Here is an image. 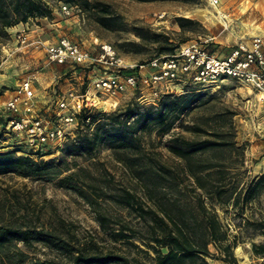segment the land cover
Masks as SVG:
<instances>
[{
    "label": "rangeland",
    "instance_id": "1",
    "mask_svg": "<svg viewBox=\"0 0 264 264\" xmlns=\"http://www.w3.org/2000/svg\"><path fill=\"white\" fill-rule=\"evenodd\" d=\"M44 1L50 11L46 17L29 18L7 28L5 35H0V151H13L16 156H29L37 162L47 163L51 172H59L60 177L83 169L81 181L93 205L74 191L59 187L56 179L47 181L0 175V225L55 230L73 243H95L100 249L125 255L133 264L148 262L153 257L152 248L162 251L166 248H160L149 240L146 225L136 211L122 207L115 200L117 194L126 189L135 193L136 200L144 208L151 205L142 185L130 177L127 168L130 163L126 164V161L134 158L144 169L165 166L167 172H176L182 167V162L170 148L189 141L198 150L210 142L224 141L229 145L219 148L209 145L211 149L196 154L240 172V184L249 182L264 173V106L256 92L232 79L207 87L186 80L173 88L174 94H182L186 98L179 105L183 106L181 111L174 115L171 131L165 134L159 133V125L155 123L148 126L136 123L138 116L155 112L159 104L158 100L147 97L146 89L130 90L116 100L106 101L109 106L106 110L97 106L105 98L96 96L94 111L99 115L96 122L88 127H71L65 139L44 146L42 151L32 149L24 136L6 129L4 103L21 80L34 79L38 113L45 114L54 110L56 101L65 92L73 89L81 93L101 74L102 70L97 67L48 63L39 41L53 44L60 37H66L88 51L106 43L115 49L125 64L139 66L172 53L184 43L209 40L208 49L225 53L246 40L234 33L237 30L235 26L224 29L221 22L203 21L194 16L196 10L211 8L209 0ZM62 4L70 6L69 15L61 13ZM215 5H220L219 0ZM226 17L224 15L223 21ZM181 18L192 20V23H181ZM22 30L27 36L25 44L18 42L17 36ZM141 71L150 70L144 67ZM142 95L146 98L142 99ZM133 102L140 103V108L129 116L121 115ZM125 121L134 124L133 134L137 139L132 148L127 144L113 149L106 137L93 141L96 134L109 130V135L116 137L117 145L124 144V139L119 138L123 131L117 129L122 128L119 122ZM97 125H102L99 131ZM191 184L184 178L179 188L166 189L158 198L164 203L176 201L182 208L189 206L197 213V196ZM260 199L264 201V194ZM96 212L109 219L110 229L115 232L125 225L123 232L131 237L115 241L109 231L104 232L99 226ZM217 213L223 223L230 221V215L223 209L217 207ZM259 240L254 238L253 241ZM9 247L27 254L29 261L67 264L60 252L42 243L24 245L12 242ZM209 250L213 254L212 258H207L209 264H264V258L252 255L247 239L233 246L234 261L230 263L219 260L221 255L213 246H209Z\"/></svg>",
    "mask_w": 264,
    "mask_h": 264
},
{
    "label": "trees",
    "instance_id": "2",
    "mask_svg": "<svg viewBox=\"0 0 264 264\" xmlns=\"http://www.w3.org/2000/svg\"><path fill=\"white\" fill-rule=\"evenodd\" d=\"M49 12L44 0H0V35H5L7 28L19 22H26L29 18L46 17ZM179 21L192 23V20L185 18ZM170 97L173 99L170 100ZM185 98L182 94L163 95L158 100L156 111L138 116L136 123H142L144 126L155 123L159 125V133H168L172 128L174 115L181 111L183 106L179 105ZM139 108L140 103L133 102L121 115L129 116ZM98 116L94 110H84L80 114L81 119L85 120L87 117L90 119L89 123L84 124L85 127L96 122ZM119 124L122 128H118L117 131L122 129L123 135L119 138L124 139V144L117 145L116 137L110 136L109 130H104L103 134H96L93 141L106 137V141L109 139L113 149L125 147L123 145L127 144L132 148L137 139L133 134L134 124H127V121ZM101 126L97 125V131ZM209 145L219 148L229 144L222 141L210 142ZM209 145L195 150L189 141H186L183 145L170 148L173 155L182 162V167L176 171L177 173L167 172L165 166H161L160 169H144L134 158L126 161V164L130 163L127 166L130 177L142 185L151 205L144 208L136 200L135 193L126 189L120 191L115 200L122 207L136 211L146 225L149 240L158 244L160 248H166V251L152 248L153 257L148 262L135 264H209L207 258L213 257L209 246H213L221 255L219 260L230 263L234 261L233 246L246 239L250 241L252 255L264 258V201L260 199V195L264 194V173L240 184V172L196 154L211 149ZM50 169L51 166L47 163L37 162L29 156H16L13 151H0V175H16L47 181L56 179L59 187L74 191L93 205L81 181L83 169L62 177L59 172H51ZM184 178L192 183L195 190L197 213L189 206L182 208L176 201L164 203L158 198L166 189L179 188ZM217 207L230 215V221L224 223L221 221ZM146 216L149 219H146ZM95 218L101 229L104 232L109 231V235L115 241L131 237L123 232L125 225L120 226L115 232L110 229L109 219L104 214L96 212ZM254 238L260 240L254 242ZM12 242H21L24 245H30L32 242L42 243L60 252L67 264H133L129 257L113 250L100 249L95 243L80 244L78 241L73 243L55 230L14 224L0 225V264H53L38 260L29 261L27 254L21 250H11L9 245ZM16 256L17 260L14 259Z\"/></svg>",
    "mask_w": 264,
    "mask_h": 264
},
{
    "label": "built area",
    "instance_id": "3",
    "mask_svg": "<svg viewBox=\"0 0 264 264\" xmlns=\"http://www.w3.org/2000/svg\"><path fill=\"white\" fill-rule=\"evenodd\" d=\"M212 3L217 4L218 0H212ZM60 11L63 15H69L71 8L68 4H62ZM17 37L18 42L26 43L24 30ZM208 41L184 43L172 53L139 66L125 64L110 44L101 43L88 51L66 37H60L53 44L39 41L48 63L97 67L102 70L101 74L83 92L78 93L73 89L65 92L56 101L54 110L45 114L38 113L34 79L21 80L4 103L6 129L24 136L32 149L42 151L44 146L65 139L71 127L89 123V117L83 120L80 114L84 110L96 109V96L104 97L103 102H106L116 100L130 90L142 88L148 91L147 97L159 100L163 95L174 94L173 88L186 80L207 87L232 79L254 90L264 106L262 38L253 36L249 42L240 41L225 53L208 49ZM144 67H149L150 71L142 72ZM141 98L145 99L146 96L142 95ZM262 113L264 116V107Z\"/></svg>",
    "mask_w": 264,
    "mask_h": 264
},
{
    "label": "crops",
    "instance_id": "4",
    "mask_svg": "<svg viewBox=\"0 0 264 264\" xmlns=\"http://www.w3.org/2000/svg\"><path fill=\"white\" fill-rule=\"evenodd\" d=\"M219 4L227 15L226 25L237 28L235 34L243 36L246 41L250 37L260 36L264 45V0H219ZM252 30L253 34L249 33Z\"/></svg>",
    "mask_w": 264,
    "mask_h": 264
},
{
    "label": "bare ground",
    "instance_id": "5",
    "mask_svg": "<svg viewBox=\"0 0 264 264\" xmlns=\"http://www.w3.org/2000/svg\"><path fill=\"white\" fill-rule=\"evenodd\" d=\"M211 3V8H205V9H200L196 10L193 14L196 18L203 20V21H217L221 22L224 29H228V26L226 25L225 21H223L224 13L221 12L220 7L213 4L212 0H209ZM249 33L253 34V30L250 31ZM110 104V103H109ZM97 106L99 108H102L106 110L109 106L105 104V102H99L97 103ZM262 114V113H261ZM262 118H264L262 114Z\"/></svg>",
    "mask_w": 264,
    "mask_h": 264
}]
</instances>
